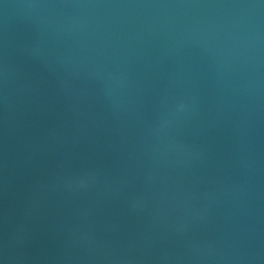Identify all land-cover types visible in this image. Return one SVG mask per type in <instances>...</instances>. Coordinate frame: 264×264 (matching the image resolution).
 <instances>
[{"label": "water", "instance_id": "1", "mask_svg": "<svg viewBox=\"0 0 264 264\" xmlns=\"http://www.w3.org/2000/svg\"><path fill=\"white\" fill-rule=\"evenodd\" d=\"M0 264H264V0H0Z\"/></svg>", "mask_w": 264, "mask_h": 264}]
</instances>
